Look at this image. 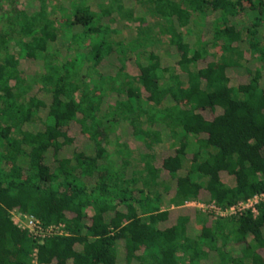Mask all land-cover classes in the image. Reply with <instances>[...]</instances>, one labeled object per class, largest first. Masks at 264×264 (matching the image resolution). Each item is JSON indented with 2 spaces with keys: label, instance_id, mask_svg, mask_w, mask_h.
<instances>
[{
  "label": "trees",
  "instance_id": "16d2710c",
  "mask_svg": "<svg viewBox=\"0 0 264 264\" xmlns=\"http://www.w3.org/2000/svg\"><path fill=\"white\" fill-rule=\"evenodd\" d=\"M37 1L0 25V264H264V205L184 207L264 192V0ZM127 5L157 27L112 28Z\"/></svg>",
  "mask_w": 264,
  "mask_h": 264
},
{
  "label": "rangeland",
  "instance_id": "374dc122",
  "mask_svg": "<svg viewBox=\"0 0 264 264\" xmlns=\"http://www.w3.org/2000/svg\"><path fill=\"white\" fill-rule=\"evenodd\" d=\"M57 1H58L57 3H59L64 10L69 11L72 8L73 3L77 1L81 2L84 0H57ZM52 2L48 0V9H47L48 14H51L52 12V7H53ZM108 2L109 0H88V5H90L94 11H99L100 6L106 7ZM29 5H32L34 7L32 9H28L29 11L37 10L40 6L37 0H3V3L0 7V25L2 23L1 21H3L1 18L8 16L10 12L12 14V11L14 10V8H17V9H21L23 7L28 8ZM127 7L128 5L124 7L125 10L123 9L120 12V14L114 13V15L112 16V18L114 19L113 21L114 23L110 24L112 28H115L119 32L123 31L127 35L126 37L133 38L135 36V33L137 32L136 29L139 25L141 27L149 26L152 29L157 27L158 19L155 18L153 15H151L147 11V9H145V7H142L139 5H136V6L133 5V6H130V8H127ZM129 13H131V15H128ZM199 21H200L199 25L196 26L197 30H200V27L202 25L200 24L201 22H203L202 17H200ZM58 40H59V43H64L67 39L63 36V34H61ZM158 42L160 45V47L158 48L160 50L162 57L165 58L166 60H170L166 52L168 50L166 40L162 37H159ZM246 58L248 57L246 56ZM125 141L128 144H131L132 148L135 149L134 151L137 150V147L139 149V145H138L139 141L136 138H132L131 136L125 135ZM193 151H195L194 148H192L190 152L192 153ZM191 153L187 157L186 164H185L186 168H192V163L190 162L192 158ZM134 158H135V164H136L135 166L137 168H140L141 164L138 162L137 154H134ZM187 204L188 203H186L185 205Z\"/></svg>",
  "mask_w": 264,
  "mask_h": 264
},
{
  "label": "built area",
  "instance_id": "2783aa9c",
  "mask_svg": "<svg viewBox=\"0 0 264 264\" xmlns=\"http://www.w3.org/2000/svg\"><path fill=\"white\" fill-rule=\"evenodd\" d=\"M260 205H264V192L256 194L248 200L240 202L237 205L226 209H221L214 203H196L194 204V207L204 214H210L214 217L227 218L233 216H240L246 212H250L252 215L256 216L258 214V207ZM13 216L14 224L21 230L28 231V233L31 234L35 239L39 240V243H42L45 239L49 237L63 234V226L61 225L45 229L40 225V223L36 219L31 216L16 213H14ZM32 264H38L36 259L33 260Z\"/></svg>",
  "mask_w": 264,
  "mask_h": 264
},
{
  "label": "crops",
  "instance_id": "0c3cea01",
  "mask_svg": "<svg viewBox=\"0 0 264 264\" xmlns=\"http://www.w3.org/2000/svg\"><path fill=\"white\" fill-rule=\"evenodd\" d=\"M197 202H191V203H188L187 205H185L184 207H188V208H192L194 210L197 211V209L194 207V204H196ZM175 207H172L171 209H173Z\"/></svg>",
  "mask_w": 264,
  "mask_h": 264
}]
</instances>
